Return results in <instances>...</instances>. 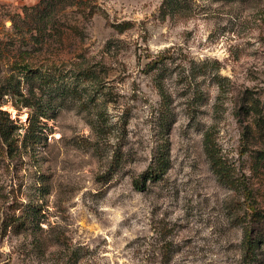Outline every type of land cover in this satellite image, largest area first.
Listing matches in <instances>:
<instances>
[{
	"label": "rangeland",
	"instance_id": "rangeland-1",
	"mask_svg": "<svg viewBox=\"0 0 264 264\" xmlns=\"http://www.w3.org/2000/svg\"><path fill=\"white\" fill-rule=\"evenodd\" d=\"M0 264H264V0H0Z\"/></svg>",
	"mask_w": 264,
	"mask_h": 264
},
{
	"label": "crops",
	"instance_id": "crops-1",
	"mask_svg": "<svg viewBox=\"0 0 264 264\" xmlns=\"http://www.w3.org/2000/svg\"><path fill=\"white\" fill-rule=\"evenodd\" d=\"M21 1L23 5L31 6V5H36L41 0H21Z\"/></svg>",
	"mask_w": 264,
	"mask_h": 264
},
{
	"label": "trees",
	"instance_id": "trees-1",
	"mask_svg": "<svg viewBox=\"0 0 264 264\" xmlns=\"http://www.w3.org/2000/svg\"><path fill=\"white\" fill-rule=\"evenodd\" d=\"M155 175H153V177H154Z\"/></svg>",
	"mask_w": 264,
	"mask_h": 264
}]
</instances>
